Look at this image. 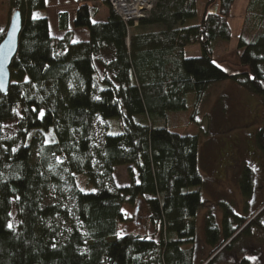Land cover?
<instances>
[{
  "label": "trees",
  "instance_id": "1",
  "mask_svg": "<svg viewBox=\"0 0 264 264\" xmlns=\"http://www.w3.org/2000/svg\"><path fill=\"white\" fill-rule=\"evenodd\" d=\"M8 1L23 30L10 86L0 91V264H197L194 220L206 206L200 140L179 127L217 84L232 82L264 103V0H248L236 48L247 71L234 75L216 55L232 41L236 0H210L200 21L198 0H155L138 26L108 0H79L73 25L58 15L60 40L40 16L46 0ZM96 2L107 8L106 22H94ZM74 30H86L89 41L74 43ZM196 46L200 56L188 58ZM98 118L113 125L99 145ZM257 140L264 152V129ZM122 167L130 184L116 188ZM239 184L247 212L249 167ZM141 199L159 240L119 236L124 207ZM222 211L221 226L212 213L205 218L208 264L264 232V205L245 218L229 205Z\"/></svg>",
  "mask_w": 264,
  "mask_h": 264
},
{
  "label": "rangeland",
  "instance_id": "2",
  "mask_svg": "<svg viewBox=\"0 0 264 264\" xmlns=\"http://www.w3.org/2000/svg\"><path fill=\"white\" fill-rule=\"evenodd\" d=\"M209 1L198 0V21L202 19ZM48 3L49 10L42 12L40 16L49 17L52 37L55 40L63 39L65 34L60 33L56 26L57 16L61 12L69 14L73 25L79 0H48ZM154 3L155 0H152L153 6L150 10ZM247 3L248 0H236L230 18L232 41L227 47L219 49L220 52L216 55L219 57L216 59L218 66L233 75L247 71L241 65L236 52ZM92 6L100 12L94 22H106L107 8L101 2ZM217 10L218 3L210 8L211 13H217ZM148 13H145V17ZM12 14L9 1L0 0L1 35L7 33ZM74 36V43H84L89 38L86 30H74ZM199 52L197 46L191 47L187 50V57L198 58ZM112 126L100 118L96 120L97 145L103 141L107 132H111L109 128ZM179 128L181 134L198 135L200 140L198 168L204 180L201 192L206 206L194 220L197 229L194 248L196 263L208 264L213 260V249L207 245L205 239L204 224L207 214L212 213L217 224L221 226L223 205L231 206L244 218L257 214L264 205V152L257 140L259 132L264 129V103L259 97L232 82L217 84L208 90L205 99L197 107L194 119L189 114L185 115ZM46 140L53 142L54 138L48 136ZM245 167L251 169L254 183L247 212H244L247 200L239 184ZM84 181L86 177H82L79 186L88 191ZM129 184L127 168H117L113 186L123 188ZM124 213L128 221L120 225L119 236L135 235L159 240L161 229L151 222L150 211L144 199L139 200L135 206H125ZM216 264H264V232H254L251 237H243L230 251L222 254Z\"/></svg>",
  "mask_w": 264,
  "mask_h": 264
},
{
  "label": "water",
  "instance_id": "3",
  "mask_svg": "<svg viewBox=\"0 0 264 264\" xmlns=\"http://www.w3.org/2000/svg\"><path fill=\"white\" fill-rule=\"evenodd\" d=\"M22 30L21 13L14 12L5 39L0 44V91L2 94L7 93L11 83V66L19 51Z\"/></svg>",
  "mask_w": 264,
  "mask_h": 264
},
{
  "label": "built area",
  "instance_id": "4",
  "mask_svg": "<svg viewBox=\"0 0 264 264\" xmlns=\"http://www.w3.org/2000/svg\"><path fill=\"white\" fill-rule=\"evenodd\" d=\"M136 1L137 0H108L115 14H117L126 24L139 23L145 18L146 14L153 6L152 0H145L143 1L144 4L141 6V9L136 11L133 8Z\"/></svg>",
  "mask_w": 264,
  "mask_h": 264
},
{
  "label": "crops",
  "instance_id": "5",
  "mask_svg": "<svg viewBox=\"0 0 264 264\" xmlns=\"http://www.w3.org/2000/svg\"><path fill=\"white\" fill-rule=\"evenodd\" d=\"M46 3H47V9H46V10H49L50 7H49V5H48V4H49V3H48V0H46ZM61 13H65V12H61ZM61 13H59V14H61ZM59 14H58V15H59ZM47 18H49V17H47ZM56 26H58V16H57V23H56ZM50 29H51V23H50ZM88 41H89V38H88V40L85 41V42H88ZM188 49H189V48H188ZM188 49H187V50H188ZM218 52H220V50L217 51V53H218ZM199 53H200V52H199ZM187 55H188V53L186 54V56H187ZM188 58H197V57H189V56H188ZM217 58H219V57L216 56V59H217Z\"/></svg>",
  "mask_w": 264,
  "mask_h": 264
},
{
  "label": "bare ground",
  "instance_id": "6",
  "mask_svg": "<svg viewBox=\"0 0 264 264\" xmlns=\"http://www.w3.org/2000/svg\"><path fill=\"white\" fill-rule=\"evenodd\" d=\"M141 1V2H140ZM143 1H145V0H137L136 1V3L134 4V9L136 10V11H138L139 9H141V6L144 4V2Z\"/></svg>",
  "mask_w": 264,
  "mask_h": 264
},
{
  "label": "snow or ice",
  "instance_id": "7",
  "mask_svg": "<svg viewBox=\"0 0 264 264\" xmlns=\"http://www.w3.org/2000/svg\"><path fill=\"white\" fill-rule=\"evenodd\" d=\"M42 115V114H41Z\"/></svg>",
  "mask_w": 264,
  "mask_h": 264
}]
</instances>
